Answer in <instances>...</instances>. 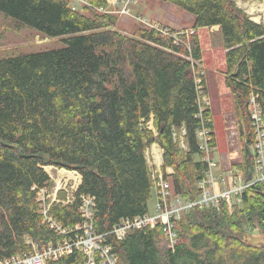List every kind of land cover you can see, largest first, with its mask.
<instances>
[{
  "label": "trees",
  "instance_id": "obj_1",
  "mask_svg": "<svg viewBox=\"0 0 264 264\" xmlns=\"http://www.w3.org/2000/svg\"><path fill=\"white\" fill-rule=\"evenodd\" d=\"M193 14V31L168 34L147 23L120 30L108 0H0V12L62 45L0 54V258L62 236L44 220L37 187H50L46 167L75 170L81 183L71 203L53 202L49 214L70 228L85 218L82 195L94 197L95 231L106 234L121 264H264V186L254 184L229 208L196 207L175 221L172 245L161 224L110 233L123 218L150 211L154 181L147 149L163 150L162 170L173 172L176 193L195 198L208 165L202 127L216 145L210 105L198 82L203 54L197 29L219 26L225 82L239 123L242 158L250 176L253 130L248 103L258 94L264 117V22L236 0H160ZM140 22V21H139ZM183 140L185 146H182ZM165 172V173H166ZM66 192H59L60 199ZM254 236V235H253ZM46 264H85L75 250Z\"/></svg>",
  "mask_w": 264,
  "mask_h": 264
},
{
  "label": "built area",
  "instance_id": "obj_2",
  "mask_svg": "<svg viewBox=\"0 0 264 264\" xmlns=\"http://www.w3.org/2000/svg\"><path fill=\"white\" fill-rule=\"evenodd\" d=\"M133 0H122L124 6L122 11L129 12L128 3ZM88 3V0H74V5ZM132 3V2H131ZM164 34L169 33V27L164 25H155ZM203 80V77H202ZM198 82H200L198 80ZM202 87V88H201ZM202 92V111L204 104L209 105V101L205 95L203 85L200 86ZM248 111L252 122L253 141L249 148L252 158V168L250 176L247 177L243 170L235 165L227 168H220L214 157V146L212 145V135L206 127L198 132L200 146L203 151L202 159L207 162L208 168L205 176L198 181L200 194L195 198L185 197L175 192L170 178H167L163 172L157 176L154 187L157 190V198L154 203L153 210L148 213L134 218H123L116 224L110 233L114 234L119 240L123 239L130 230L142 229L146 227H155L158 224L163 226L167 238L173 245L176 242V232L174 223L180 219L185 213L192 209L220 207L222 203L232 207L233 203L242 199V194L252 185L261 184L264 186V117L261 103L258 100V94L252 93L248 103ZM182 146H185L183 140ZM66 169L59 171L57 175V185L50 187H37L33 189L37 192V199L41 203V212L44 214V220L47 221L62 236L56 242H49L43 248L34 245L32 252L18 253L10 257L0 258V264H46L48 260H58L59 258L73 253L78 250L83 253L85 264H121L118 254L113 250L109 243H106V234L95 231L93 223L94 197L90 195H82L81 212L85 221L83 224L77 225L76 229L71 231L74 236H68L70 228L58 223L53 216L49 214L50 206L53 202L71 203L74 200V194L77 191L82 177L78 178L75 186L64 184L63 179L66 178L64 173ZM173 170L170 168L169 174ZM76 173V172H75ZM78 173V172H77ZM79 174V173H78ZM162 174L164 176H162ZM168 174V175H169ZM50 175V174H49ZM63 175V176H62ZM51 178L54 176L50 175ZM81 176V175H80ZM75 177L72 178L74 180ZM52 183L55 181L52 179ZM63 190L66 196L60 199L59 192Z\"/></svg>",
  "mask_w": 264,
  "mask_h": 264
},
{
  "label": "rangeland",
  "instance_id": "obj_3",
  "mask_svg": "<svg viewBox=\"0 0 264 264\" xmlns=\"http://www.w3.org/2000/svg\"><path fill=\"white\" fill-rule=\"evenodd\" d=\"M131 2L128 3L129 12L124 13L122 11L124 6L122 0H108L107 8L118 18L117 27L122 31L130 32L136 29L139 24L148 25L147 23L164 25L179 31H187L188 33L194 30V16L182 6L160 0H133ZM237 2L244 4L245 2L250 3V0H237ZM263 4L264 0H253L251 8L246 7L247 9H245L252 18L258 17L259 22H264L263 10L259 9ZM76 6L79 9L82 8L81 4ZM255 9H259L258 12L255 13ZM196 31L203 49V60L199 62L198 67V80L202 82V77L205 79L207 89L205 90V95L212 111L213 130L218 142V147L216 146L217 148L214 149L213 155L221 169L227 168L231 165L230 162L234 165V162L241 160L243 140L240 137L239 123L235 114L234 95L225 82V49L221 35L215 28L200 27ZM61 45V38L41 36L36 30L28 26L19 25L0 12V54L16 51L28 52ZM146 153L152 166L154 182L157 181V176L161 174L160 172H163L165 176L169 174L170 168L167 169V172L165 171L166 173L162 170L163 150L158 143H153ZM46 170L50 175L54 176L52 179L55 183H52V186H56L58 184L56 177L60 175L59 171L61 169L47 166ZM68 171L71 173L76 172L75 170ZM163 174L162 176H164ZM65 176L66 178L63 179L64 184H70L69 187L75 186L78 178L81 177L77 172L74 180H72L74 176ZM156 198L157 190L153 187L149 202L150 210H153ZM253 235L255 239L264 241V236L259 234V232L254 231Z\"/></svg>",
  "mask_w": 264,
  "mask_h": 264
},
{
  "label": "crops",
  "instance_id": "obj_4",
  "mask_svg": "<svg viewBox=\"0 0 264 264\" xmlns=\"http://www.w3.org/2000/svg\"><path fill=\"white\" fill-rule=\"evenodd\" d=\"M237 1V0H236ZM261 2V1H260ZM241 7H243V8H246V7H249V8H251V4L253 3V0H250V3L249 2H245L244 4H240L239 2H237ZM252 7H253V5H252ZM247 9V8H246ZM259 9H261V10H263V14H264V4L263 5H261V8H259ZM259 9H255L256 11H255V13L256 12H258V10ZM249 10V9H248ZM254 18V17H253ZM259 18L257 17V18H254L253 20H255V21H257V22H259L260 20H258ZM211 28H215V30L216 31H218L219 30V26L218 25H215V26H212ZM223 43V42H222ZM224 53H225V50H224ZM202 54H203V49H202ZM202 60H203V57H202ZM225 66H226V62H225ZM225 74V73H224ZM216 136V135H215ZM218 147V142H217V137H216V145L214 146V149L215 148H217ZM236 162H238V161H236ZM220 163V162H219ZM230 164H232V162H230Z\"/></svg>",
  "mask_w": 264,
  "mask_h": 264
},
{
  "label": "bare ground",
  "instance_id": "obj_5",
  "mask_svg": "<svg viewBox=\"0 0 264 264\" xmlns=\"http://www.w3.org/2000/svg\"><path fill=\"white\" fill-rule=\"evenodd\" d=\"M156 143V142H155ZM153 145V144H152ZM61 173H64L65 175H70V176H74L75 178H76V176H75V173H71L70 171H66V172H63V170L61 171Z\"/></svg>",
  "mask_w": 264,
  "mask_h": 264
},
{
  "label": "water",
  "instance_id": "obj_6",
  "mask_svg": "<svg viewBox=\"0 0 264 264\" xmlns=\"http://www.w3.org/2000/svg\"><path fill=\"white\" fill-rule=\"evenodd\" d=\"M253 237V236H252ZM254 238V237H253ZM255 239V238H254ZM256 241H259V242H261V245L264 247V241H260V240H257V239H255Z\"/></svg>",
  "mask_w": 264,
  "mask_h": 264
}]
</instances>
